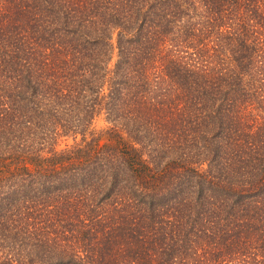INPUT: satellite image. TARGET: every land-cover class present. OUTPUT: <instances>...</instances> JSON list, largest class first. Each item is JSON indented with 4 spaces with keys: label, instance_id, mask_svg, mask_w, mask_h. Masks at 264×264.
<instances>
[{
    "label": "trees",
    "instance_id": "obj_1",
    "mask_svg": "<svg viewBox=\"0 0 264 264\" xmlns=\"http://www.w3.org/2000/svg\"><path fill=\"white\" fill-rule=\"evenodd\" d=\"M0 264H264V0H0Z\"/></svg>",
    "mask_w": 264,
    "mask_h": 264
}]
</instances>
